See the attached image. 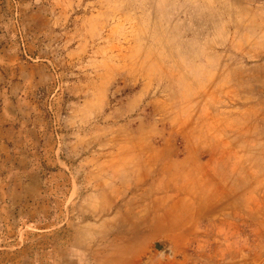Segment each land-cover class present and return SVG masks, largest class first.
I'll return each mask as SVG.
<instances>
[{
  "label": "rangeland",
  "instance_id": "obj_1",
  "mask_svg": "<svg viewBox=\"0 0 264 264\" xmlns=\"http://www.w3.org/2000/svg\"><path fill=\"white\" fill-rule=\"evenodd\" d=\"M0 264H264V0H0Z\"/></svg>",
  "mask_w": 264,
  "mask_h": 264
},
{
  "label": "water",
  "instance_id": "obj_2",
  "mask_svg": "<svg viewBox=\"0 0 264 264\" xmlns=\"http://www.w3.org/2000/svg\"><path fill=\"white\" fill-rule=\"evenodd\" d=\"M164 243L166 244V245H168V242L167 241H160V240H158V241H154L153 242V244H154V247L156 248V249H158V250H164Z\"/></svg>",
  "mask_w": 264,
  "mask_h": 264
}]
</instances>
